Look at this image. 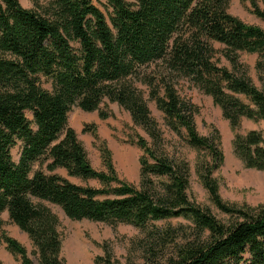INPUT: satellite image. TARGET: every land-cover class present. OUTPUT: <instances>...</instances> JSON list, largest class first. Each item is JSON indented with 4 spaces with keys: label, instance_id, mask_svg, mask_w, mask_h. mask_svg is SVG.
Instances as JSON below:
<instances>
[{
    "label": "trees",
    "instance_id": "obj_1",
    "mask_svg": "<svg viewBox=\"0 0 264 264\" xmlns=\"http://www.w3.org/2000/svg\"><path fill=\"white\" fill-rule=\"evenodd\" d=\"M106 1L108 17L94 0H34V8L0 0V242L20 264H35L25 245L3 231L8 212L31 239L39 264H64L61 221L49 202L74 220L134 225L148 235L151 264H264V203L223 200L215 176L224 162L220 135L200 134L199 108L178 88L182 79L193 83L235 128L243 118L264 120V28L232 14L230 0ZM250 2L264 20V8ZM243 52L257 55L261 86L241 62ZM105 99L129 111L152 139L131 138L142 151L139 187L119 178L104 141L106 170H97L69 124L76 107L108 118ZM149 100L172 131L203 153L197 173L225 219L191 199L190 164L167 153ZM234 147L247 167L264 170L261 131L236 134ZM59 168L101 186L75 183ZM174 217L191 221L192 237L167 255L173 231L155 222ZM112 257L106 250L96 263L120 264Z\"/></svg>",
    "mask_w": 264,
    "mask_h": 264
},
{
    "label": "rangeland",
    "instance_id": "obj_2",
    "mask_svg": "<svg viewBox=\"0 0 264 264\" xmlns=\"http://www.w3.org/2000/svg\"><path fill=\"white\" fill-rule=\"evenodd\" d=\"M28 8L36 7L34 0H20ZM108 17L107 1L94 0ZM133 1V0H128ZM264 8V0H256ZM250 0H230L229 11L248 24L259 25L264 28V20L251 11ZM218 48L222 45L215 44ZM241 62L249 69V73L258 86H261L255 64L256 54L240 53ZM221 64L230 67V63L221 57ZM44 86L51 88V82L44 78ZM180 94L195 103L199 112L195 116L197 129L202 135H211L216 131L220 135V146L224 153L222 166L215 171L219 181V191L224 201L234 206L256 207L264 203V170L247 167L234 147L236 134H246L250 130H259L264 135V120L256 121L243 118L240 126L233 127L224 116L220 106L215 104L213 98L199 89L187 79H182L178 85ZM152 115L158 121L163 134V143L167 153L176 159L184 158L190 164V185L188 193L193 201L202 207H208L221 219L225 215L212 203L208 191L203 186L197 173V163L200 158L199 151L190 146L184 136L172 131L166 124L163 113L157 108L153 100H149ZM102 108L110 112V116L102 119L98 111L86 112L74 108L69 114V124L78 133L83 142L91 164L97 170H106L101 151L102 142H106L112 153V159L119 178L134 185H140V156L141 149L131 142L135 134L144 136L152 142L150 135L141 127L134 125L131 114L118 103L105 99ZM29 118H33L31 112ZM84 128L86 132H84ZM95 130L99 135L97 140L93 135ZM17 157L18 149L14 150ZM59 174L69 180L82 184L100 187L96 179L84 180L80 177L70 176L66 169L59 168ZM60 217V231L63 237L62 257L64 264H97L96 258L105 254L106 250L113 259L120 264H151V258L145 248L148 235L134 225L92 221L89 219L74 220L69 218L61 207L46 202ZM4 220L3 231L18 240L28 249L35 264H39L36 255L32 253L33 244L28 234L24 232L9 217L8 212L2 214ZM160 229L173 231L169 236L167 255L175 251L177 245L191 236V221L183 217H174L156 221ZM167 257V256H166ZM0 261L4 264H20V257L11 253L4 242H0Z\"/></svg>",
    "mask_w": 264,
    "mask_h": 264
}]
</instances>
